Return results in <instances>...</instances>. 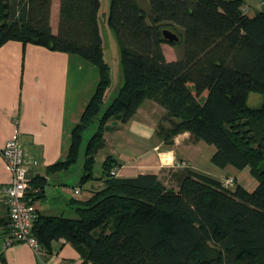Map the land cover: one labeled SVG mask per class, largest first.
Returning <instances> with one entry per match:
<instances>
[{
  "label": "trees",
  "instance_id": "trees-1",
  "mask_svg": "<svg viewBox=\"0 0 264 264\" xmlns=\"http://www.w3.org/2000/svg\"><path fill=\"white\" fill-rule=\"evenodd\" d=\"M53 0H0V46L9 40L78 54L98 67L99 80L71 133L57 171L77 162L83 135L95 120L85 148L84 181L94 179L95 153L107 122H128L145 100L164 107L159 133L173 143L188 131L216 147L220 168L249 167L253 191L199 173L189 166L171 170L175 184L154 173L111 174L120 163L103 162L104 185L79 202L75 217L39 214L33 232L42 250L64 239L85 264H264V8L242 11L243 0H110L108 25L120 42L124 82L107 104L112 76L99 28L101 0H60L58 30L51 25ZM170 30L176 41L165 37ZM183 42L169 60L164 44ZM43 196L44 179L31 177ZM9 221V219H8ZM7 221V224H8Z\"/></svg>",
  "mask_w": 264,
  "mask_h": 264
},
{
  "label": "crops",
  "instance_id": "crops-1",
  "mask_svg": "<svg viewBox=\"0 0 264 264\" xmlns=\"http://www.w3.org/2000/svg\"><path fill=\"white\" fill-rule=\"evenodd\" d=\"M59 14L60 0H53L51 25L55 33ZM98 20L104 50L100 11ZM163 46L169 60L180 56L171 45ZM84 69L86 73L90 72L92 81L86 97L79 96L78 89L80 72ZM98 80V67L78 54L53 51L18 40H9L0 46V149L8 139L16 138L24 146L26 156L37 159L28 172L30 177L44 179L43 196L32 201L39 214L75 217L79 202L88 200L104 185L103 172L94 175V179H82L84 163L81 166L74 163L57 171L47 170L48 165L66 158L72 129L93 95ZM165 113L164 107L148 99L128 122L119 121L116 126L107 122L101 148L109 146L110 150L103 159L110 155L120 163L119 176L154 173L162 178L165 169H178L176 164L185 161L199 173L219 180L234 177L236 183L249 191L257 187L249 167L209 165L215 150L202 140L194 139L188 131L174 136L171 144L165 142L159 133L161 123L168 125L163 120ZM10 177V169L0 153V185ZM75 187H80V193H74ZM8 219V208L0 200V264H85L74 246L64 239L53 243L51 253L43 249L39 255L25 242L4 248Z\"/></svg>",
  "mask_w": 264,
  "mask_h": 264
},
{
  "label": "built area",
  "instance_id": "built-area-1",
  "mask_svg": "<svg viewBox=\"0 0 264 264\" xmlns=\"http://www.w3.org/2000/svg\"><path fill=\"white\" fill-rule=\"evenodd\" d=\"M264 8V0L262 1ZM249 6L242 5V11L249 13ZM0 153L6 161L10 172V180L0 185V200L7 206L9 221L4 233L3 247H9L18 242L28 243L37 255L42 253V246L33 232L37 210L32 206L29 192H38L37 187L31 184L29 168L37 163V159L27 157L24 146L16 139L11 138L1 147ZM178 167H186L185 161L178 162ZM119 168L112 167L111 174H118ZM223 185L233 187L236 184L234 177L222 180ZM74 193H80V187L74 188Z\"/></svg>",
  "mask_w": 264,
  "mask_h": 264
},
{
  "label": "rangeland",
  "instance_id": "rangeland-1",
  "mask_svg": "<svg viewBox=\"0 0 264 264\" xmlns=\"http://www.w3.org/2000/svg\"><path fill=\"white\" fill-rule=\"evenodd\" d=\"M262 1L263 0H243V4L249 6L250 8L249 14H254L263 9ZM109 9H110V0H101L100 23H101L102 32L104 35V40H105L104 56L110 66V73H111L112 82H113L112 88H110V91H109L107 100L103 106V109H105L107 104L111 102V100L118 94L124 82V72H123V68L121 64V57H120V42H119V39L115 31L108 25ZM183 46H184L183 42H179L175 46H171V48L174 50L176 54H179L180 51L183 50ZM86 71L87 70L84 69V71L80 72L81 74L78 79L79 96L82 95L84 97H86L88 89H90V84L92 83L90 72L88 71L86 73ZM263 102H264L263 94L257 93V92L250 93L249 99H248V103L250 106L258 107ZM119 121L120 119L117 116H113L108 122L112 126H116L119 123ZM111 125H109L110 130L113 129ZM98 126H99V121L95 120L92 123V125L88 129L85 130L84 135H83V142L81 145L78 160L76 162V166L83 165L84 159H85V148H86L87 142L89 138L96 132V130L98 129ZM105 133H106V128L104 130V135ZM202 143L210 146L214 150L216 149V147L212 144H207L204 141ZM108 150H110V147L106 146L105 148L98 149V151L95 153V163L93 167L94 175L96 174L102 175V172H104V168H103L104 159L103 158L106 154H108ZM208 164L211 165L212 167H217L212 162H208ZM162 178L166 183L175 184L174 181H171L172 178H171L170 169L164 170V174H162Z\"/></svg>",
  "mask_w": 264,
  "mask_h": 264
},
{
  "label": "water",
  "instance_id": "water-1",
  "mask_svg": "<svg viewBox=\"0 0 264 264\" xmlns=\"http://www.w3.org/2000/svg\"><path fill=\"white\" fill-rule=\"evenodd\" d=\"M164 35L167 39L172 40V41H174V40L177 41L179 39V36L170 30H165Z\"/></svg>",
  "mask_w": 264,
  "mask_h": 264
}]
</instances>
